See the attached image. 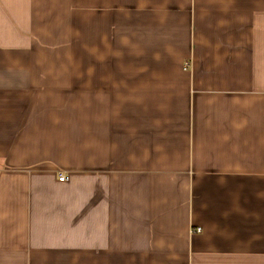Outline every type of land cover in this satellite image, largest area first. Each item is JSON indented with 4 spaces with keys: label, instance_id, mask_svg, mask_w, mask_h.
Masks as SVG:
<instances>
[{
    "label": "crops",
    "instance_id": "1",
    "mask_svg": "<svg viewBox=\"0 0 264 264\" xmlns=\"http://www.w3.org/2000/svg\"><path fill=\"white\" fill-rule=\"evenodd\" d=\"M0 264H264V0H0Z\"/></svg>",
    "mask_w": 264,
    "mask_h": 264
},
{
    "label": "built area",
    "instance_id": "2",
    "mask_svg": "<svg viewBox=\"0 0 264 264\" xmlns=\"http://www.w3.org/2000/svg\"><path fill=\"white\" fill-rule=\"evenodd\" d=\"M58 180L60 182H63V181L66 180V177L64 175H60L59 178H58ZM195 232L200 233L201 232V229L198 228V229L195 230Z\"/></svg>",
    "mask_w": 264,
    "mask_h": 264
}]
</instances>
